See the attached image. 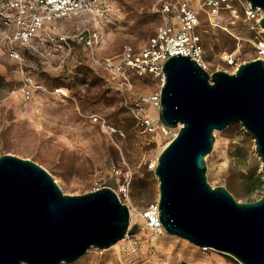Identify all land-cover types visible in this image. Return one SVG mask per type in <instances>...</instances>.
I'll return each mask as SVG.
<instances>
[{
    "label": "rangeland",
    "instance_id": "374dc122",
    "mask_svg": "<svg viewBox=\"0 0 264 264\" xmlns=\"http://www.w3.org/2000/svg\"><path fill=\"white\" fill-rule=\"evenodd\" d=\"M106 2L111 11L86 32L96 34L91 47L77 41L80 22L62 19L53 23L52 31L73 38L70 48L56 50L47 33H40V40L33 38V48H18L19 59L0 48V156L34 161L69 195L115 180L113 190L127 206L128 231L135 227L134 232L107 248L90 247L74 262L60 264H233L221 252L198 247L152 223L151 206L158 199L157 155L175 133L162 130L158 123L148 130L141 121L158 118L159 108L150 98L159 94L160 80L129 73V83L121 84L92 56L112 57L124 44L143 45L163 20L153 0ZM192 5L197 7L195 1ZM251 23L220 20L240 37L237 47L233 36L199 15L196 31L208 72L232 73V66L220 57L223 51L235 52L237 65L254 57ZM22 86L28 94H21ZM213 135V147L205 156L206 181L225 187L239 202L258 199L264 182L253 138L238 122Z\"/></svg>",
    "mask_w": 264,
    "mask_h": 264
},
{
    "label": "water",
    "instance_id": "95a60500",
    "mask_svg": "<svg viewBox=\"0 0 264 264\" xmlns=\"http://www.w3.org/2000/svg\"><path fill=\"white\" fill-rule=\"evenodd\" d=\"M246 1L264 11V0ZM258 24L264 35V17ZM162 70L158 120L175 133L154 167L159 224L233 264H264V188L258 199L239 202L205 177L214 131L238 122L253 138L264 182V61L243 62L233 73L208 72L176 53ZM114 185L108 179L101 188L65 194L39 164L1 155L0 264L72 263L90 247L104 249L133 233Z\"/></svg>",
    "mask_w": 264,
    "mask_h": 264
},
{
    "label": "built area",
    "instance_id": "2783aa9c",
    "mask_svg": "<svg viewBox=\"0 0 264 264\" xmlns=\"http://www.w3.org/2000/svg\"><path fill=\"white\" fill-rule=\"evenodd\" d=\"M154 10L162 17V23L155 33L138 47L124 44L120 52L112 57L98 58L94 55L92 60L101 66L112 77H117L121 84L128 82L129 73L138 76L148 75L160 80L163 84L164 74L162 66L164 61L176 54L190 55L203 69L207 70V64L203 57L204 49L196 28L199 24V15L203 14L212 26H218L228 32L236 40L239 46L240 37L235 35L225 25H220L223 17L228 23L236 21H252L248 26L253 31L252 39H249L255 55L251 60L262 59L264 61V35L258 21L264 17V11L255 8L246 0H153ZM197 3V7L192 5ZM111 4L106 0H0V48H3L9 57L19 59L18 48H33V38L40 40V33H47L48 39L55 43V49L71 46V38L64 33L54 34L53 23L70 19L80 22V31L77 33V41L86 46H92L96 34L89 32L92 25L102 22L107 12L111 11ZM222 61L232 66V73L237 68L235 52L223 51ZM208 71V70H207ZM21 94H28L26 86L19 90ZM152 105L159 108V94L151 96ZM95 121L96 118H93ZM148 130L160 122L148 118L141 119ZM115 172V170H113ZM158 215L157 204L151 206ZM149 218V215L146 214ZM150 220V218H149ZM154 226L161 225L152 222Z\"/></svg>",
    "mask_w": 264,
    "mask_h": 264
},
{
    "label": "bare ground",
    "instance_id": "6f19581e",
    "mask_svg": "<svg viewBox=\"0 0 264 264\" xmlns=\"http://www.w3.org/2000/svg\"><path fill=\"white\" fill-rule=\"evenodd\" d=\"M61 90H62V89H61ZM150 214H151V217H152L153 221H155V222L157 223V221H158V220H157V213H156L155 211L152 210Z\"/></svg>",
    "mask_w": 264,
    "mask_h": 264
}]
</instances>
